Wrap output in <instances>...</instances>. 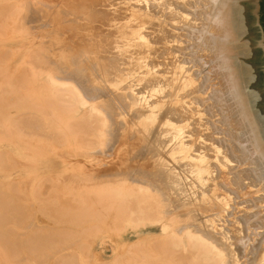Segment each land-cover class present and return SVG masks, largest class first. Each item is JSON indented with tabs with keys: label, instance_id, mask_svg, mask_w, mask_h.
<instances>
[{
	"label": "bare ground",
	"instance_id": "6f19581e",
	"mask_svg": "<svg viewBox=\"0 0 264 264\" xmlns=\"http://www.w3.org/2000/svg\"><path fill=\"white\" fill-rule=\"evenodd\" d=\"M109 1L75 0L93 21L110 26L121 61L131 37L115 38L125 28L111 27L127 26V11ZM132 1L128 22L137 23L155 10L161 18L166 8L189 12L191 3L148 0L153 7L145 10L144 0ZM239 1L196 0L206 34L203 50H195L199 71L208 68L196 84L203 108L191 97L187 112L156 113L152 84L141 70L129 72L131 58L117 70L96 53L92 60V52L75 56L82 37L54 36L65 50L46 51L27 27L30 0H0V264H256V244L240 226L254 233L264 226V152L231 57ZM123 2L129 4H117ZM135 36L136 47H147ZM216 123L221 132L211 135ZM186 127L194 129L195 147L184 151L178 143ZM201 137L215 151L198 148ZM214 181L239 195H221ZM244 182L256 184L251 203L240 201L249 195ZM259 251L257 263L264 264Z\"/></svg>",
	"mask_w": 264,
	"mask_h": 264
},
{
	"label": "rangeland",
	"instance_id": "374dc122",
	"mask_svg": "<svg viewBox=\"0 0 264 264\" xmlns=\"http://www.w3.org/2000/svg\"><path fill=\"white\" fill-rule=\"evenodd\" d=\"M113 1L116 2L113 5V9H116V11H120V12L127 11V13L123 12V17L125 18L126 16V20L124 19L123 23H126L127 26H124L125 24L124 25L120 24L119 29H118V25L115 28L111 27V29L113 30L117 29L119 31L120 29L122 31L123 28H125L124 31L120 32V34H115L114 37L117 38L118 35L121 36L123 35L124 37V33H125V37L124 38L122 37V40L127 38L126 36L130 35L131 39L128 40L130 42L133 39L132 36L137 35V36H141L144 39V41H146L145 44L147 47L140 49L136 47L137 45L135 44V42L139 37L135 36L136 40L134 39L132 40L133 42L135 41L133 43L134 46L136 45L135 47L137 49H135L134 46L133 48L131 47L132 44L130 43H132V41L130 43L128 41L125 42L128 39L127 38L126 40H124V42L130 45L128 47V50L131 51L128 52V50H126L124 54L127 55V53H129L128 54L129 56L128 55H127L128 57H126V55L123 56L126 59H128L127 61L129 62L131 61L129 60L131 58L133 67L138 68V69H133L132 64H129L131 65L129 67L127 66L129 72L132 70L131 72L134 73L138 70H141L143 74H145L144 80L148 81V83L150 82L149 85L152 84L151 85L152 87H147V90H151V91L154 90V93L156 94L153 99L155 101L154 104L155 103L157 104L153 106V110H155L156 113L158 112L161 113V112H166L167 108L169 107L172 109H176L177 111L179 110L180 107L181 113L187 112L185 109L188 108L187 104L191 97L192 98L199 97V99H196L197 103L195 105V108L202 107L204 105V101L200 99L201 95L198 93L200 89L198 88L199 86L196 84H197V79L200 78L202 74H204V76H207L208 72L205 71H208V68L206 67V65L204 66L203 64L202 66L204 69H202V71L200 72L199 64L197 61V59L199 60V58L195 56V50L197 51V49L201 50L203 48L201 47L202 42L200 43L199 41L200 38L206 36V34H203L201 32V29L199 27L201 22L198 21L196 15L194 14L196 10L198 11L201 10L200 2L197 4L196 0H191V1L189 0V3L190 2L191 3L187 9L190 10L191 12L190 11L188 12L185 9L180 10L179 12L175 11V9L173 8L172 9L166 8L165 10L162 9V11L160 12L166 15V16H162V18L157 16L158 14L155 12L157 10H155L153 12V15L145 18L144 23L143 22L137 23L136 21H132V20L131 22H128V20H130L133 16V14H129L128 12L131 11L130 7L132 6L129 5L132 4L131 3L132 0H129V4L127 2L126 3L123 2L122 6H119V4H117L121 2V0L119 1L110 0L108 3H113ZM134 1L138 3L137 5H139V3L140 5L143 3L142 2L143 0L142 1L134 0ZM146 1L148 4L146 3ZM146 1L144 0L145 4H142L141 7L145 5L148 6L146 7L147 9L144 8L145 6H143L142 8L145 10H150L153 7L152 4L153 0H149L152 3H150L148 0ZM175 1L177 2L178 0ZM228 1H229L228 5H230L231 0ZM171 2L176 3L174 2V0H171ZM180 2H183V0H179L176 4H179ZM186 2L187 0H184L182 6L185 5L184 3ZM108 3L107 5H109ZM205 3L206 2H204V4ZM76 4L78 3H76L75 0H30V6L26 21L28 24L27 26L28 30L32 34V38L34 42H37L40 45H42V47L46 51L55 48L57 51H59L60 49H62L60 51H64L65 48L64 49L61 48L62 45L60 43L59 44L56 43L57 39H55L54 36L61 37V39L64 38L65 41L69 38L70 39L73 38L77 41V39L82 37L84 39L79 41V43L77 42L78 44L75 46V50L73 51L75 52L73 53L75 54V56L79 54L81 55V57H83L84 54L92 52L93 55H89V59L92 60L93 57L91 58V56H94V53H96V56H98L100 60H103L107 64L106 67L108 68H110L111 65L108 64L110 61L113 64V68L117 70L119 68V62H121V64L122 62H126L125 64L128 65L125 58H122L121 61L119 60L121 56L117 53L118 43H115L114 40L112 41V36H110V26L102 25L101 23L98 24L97 22L93 21L91 19L92 17H89L88 14L87 15L85 14L88 11L83 9L85 11L84 12L81 10L82 8L79 10ZM150 4H152L151 7ZM132 5L135 6V4ZM125 7H127V9ZM149 7L150 9H148ZM80 11H82V13ZM130 31L134 35L132 33L129 34ZM76 41L74 43H76ZM196 45L197 48L194 47ZM198 47H200L201 49H199ZM202 56H204V52ZM199 57L200 60L202 59L204 62L205 59L201 56ZM123 59L125 60L123 61ZM123 66H125L124 63L122 64V67ZM127 69H124V71H126ZM141 79L140 82L138 81V83H143V80ZM126 83H128L127 78L125 80V83H123V85H125ZM154 83L155 85H153ZM207 85L211 92L214 91L216 92V90H214L215 89L214 86L212 84L210 86L209 81ZM205 89L204 90L202 89L201 91H205ZM177 97L183 98L182 102L179 105L178 104L176 105L175 101L169 104V101L171 99L175 100ZM215 98L217 97L215 96ZM216 109L217 108H215V110ZM219 110L221 111V109ZM197 113L195 114L198 115ZM131 123L132 121L130 119L127 121L126 126H129V124ZM218 123L220 124L221 122ZM218 123L214 124L213 127L211 128V132H210L211 135H213V133L217 134L221 132ZM194 124H197V122H195ZM184 130H181V132L183 133H181L179 136L178 147H181V149L185 151L187 148L190 147L194 148L195 143H194V138H192L193 136L191 135L192 136L191 137L189 134L194 132V129L192 127H186V131ZM175 132L179 133V130L175 129ZM210 133L208 134L207 138L208 140L212 139L211 141L214 142L215 140L214 138H211L213 136H210ZM207 138L201 137L198 140V142H196V146L198 148L204 149L206 153L209 152V150H211L212 147L215 151L216 145H214L213 142L212 143L208 142ZM232 143L234 144V147L235 146L237 147L236 143L233 142V140ZM204 144L207 145V149H205ZM167 145H169V143H167ZM173 145H175V141H173ZM232 150H234L235 152V148H233ZM195 152L198 154L197 156L202 157L203 152H198V151ZM244 163H245V165H243L244 169H247V167L245 166H247L246 164L248 163H246V161ZM176 164L179 165L178 163ZM214 182H217V184L222 187L221 195H223L222 193L239 195L236 190H234L233 188L231 189V187L224 186L222 182L219 181H214ZM241 186L243 189V193L249 192V195L248 196L244 194L241 195L240 201L244 200L246 202L249 201L251 203L252 197H256V184L255 186H252L250 184H247V182H244L242 183ZM252 187L255 188L253 192L251 189ZM251 222L253 223V221ZM240 227L242 229L241 231L242 237H244L245 240L248 241L250 240L249 244H256V264H263L261 263V261L259 263H257V261L260 258L259 250H264V246L259 247L262 238H264V226L262 230L259 229V232H257L256 230L255 233L253 232V230L249 229V225L247 226L242 225Z\"/></svg>",
	"mask_w": 264,
	"mask_h": 264
},
{
	"label": "water",
	"instance_id": "95a60500",
	"mask_svg": "<svg viewBox=\"0 0 264 264\" xmlns=\"http://www.w3.org/2000/svg\"><path fill=\"white\" fill-rule=\"evenodd\" d=\"M262 0H240L235 7L232 61L236 67L243 101L256 123L259 145L264 152V25Z\"/></svg>",
	"mask_w": 264,
	"mask_h": 264
},
{
	"label": "trees",
	"instance_id": "16d2710c",
	"mask_svg": "<svg viewBox=\"0 0 264 264\" xmlns=\"http://www.w3.org/2000/svg\"><path fill=\"white\" fill-rule=\"evenodd\" d=\"M262 23L264 25V0H262Z\"/></svg>",
	"mask_w": 264,
	"mask_h": 264
}]
</instances>
